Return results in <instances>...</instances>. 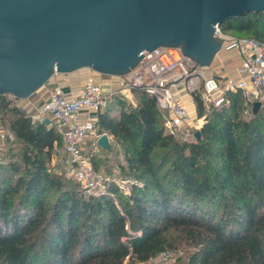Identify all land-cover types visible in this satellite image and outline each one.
<instances>
[{
	"label": "trees",
	"instance_id": "trees-1",
	"mask_svg": "<svg viewBox=\"0 0 264 264\" xmlns=\"http://www.w3.org/2000/svg\"><path fill=\"white\" fill-rule=\"evenodd\" d=\"M220 27L264 43V11ZM135 91V108L119 99V113H99L100 130L121 146V167L134 178L127 196L107 184L115 198L87 196L76 181L66 185L47 166L62 140L56 127L0 94V114H12L11 129L25 144L24 171L14 165L15 176L0 182V264L146 262L170 248L173 228L199 246L187 264H264L263 103L242 118L244 94L230 91L227 104L204 118L201 138L182 142L167 132L156 98ZM197 107L204 115L198 97ZM90 158L99 171L102 157L91 152ZM53 191L58 194L50 205L46 195Z\"/></svg>",
	"mask_w": 264,
	"mask_h": 264
},
{
	"label": "water",
	"instance_id": "water-1",
	"mask_svg": "<svg viewBox=\"0 0 264 264\" xmlns=\"http://www.w3.org/2000/svg\"><path fill=\"white\" fill-rule=\"evenodd\" d=\"M253 11L264 0H0V94L27 99L82 68L123 75L161 46L208 68L222 47L216 25ZM97 143L111 150L107 133Z\"/></svg>",
	"mask_w": 264,
	"mask_h": 264
},
{
	"label": "built area",
	"instance_id": "built-area-1",
	"mask_svg": "<svg viewBox=\"0 0 264 264\" xmlns=\"http://www.w3.org/2000/svg\"><path fill=\"white\" fill-rule=\"evenodd\" d=\"M215 35L222 42L216 57L231 50H236L241 57L236 74L228 76L224 83L217 76H207V68L185 54L182 46H161L119 75L120 86L112 94L104 93L93 79L84 83L78 95L68 96L59 86L51 91L39 114L43 119L48 117L60 133L62 140L54 149V157L61 158L63 172L79 184L85 195L103 194L111 181L94 168L86 150L89 140L92 148L99 147L98 139L106 133L100 130L99 113L111 108L113 95L127 99L133 91L143 90L154 96L167 132L182 142L196 139L191 105L197 97L205 104L214 101L215 93L223 89L241 91L251 115L254 102H264V43L255 37L228 35L220 25H216ZM6 137L0 130V149ZM133 183L131 177L116 179L118 188L129 194ZM178 257L180 254L175 249L166 248L143 264H171Z\"/></svg>",
	"mask_w": 264,
	"mask_h": 264
},
{
	"label": "rangeland",
	"instance_id": "rangeland-1",
	"mask_svg": "<svg viewBox=\"0 0 264 264\" xmlns=\"http://www.w3.org/2000/svg\"><path fill=\"white\" fill-rule=\"evenodd\" d=\"M242 34L251 35L250 33H242ZM217 61L219 60L217 59ZM217 61L215 60L212 63V65L206 69L207 76H217L218 75L220 71L219 69H217L218 65H216V63H219ZM83 71H93L95 75L96 73L99 74V72H95L94 70L90 68H86ZM222 88H224V86ZM40 90L41 88L27 99H15L12 96H8V97L13 99V105H18L19 107H21L26 113L32 115V117L36 121H43L42 120L43 117L39 114V110L44 104V102L41 104L39 102H36L35 100ZM228 92L230 91L225 90V89L218 91L217 93H215L214 101L205 102L204 104L205 114L202 116L199 114V110L197 107V99L196 101L195 100L192 101V104H193L192 113L195 118L194 124L197 130H199L200 127H202L204 123V118H206L208 114L210 115L213 111L222 109L227 104ZM123 101L125 102L127 106L135 108L137 104H139V101H140L139 91H133L130 94V98H127L126 100H123ZM28 102L31 104L30 106L26 108L25 107L26 105H24V103H28ZM21 103L23 104L21 105ZM262 103L264 106V102ZM33 107L34 109H29ZM112 113L113 114L119 113V109L112 108ZM240 116L242 118H248L251 116V114L248 113V108L245 105H244V108L241 109L240 111ZM12 118L13 116L11 113H8L6 115L0 114V130H2V132L7 134V137L4 141V147L0 149V182H2L4 175L10 174L11 176H15V174H13L11 171L12 166L16 165L17 167L20 168L21 171H24V168H25V164L23 161V153L25 152V144L22 140L16 137L15 132L11 129ZM113 141L114 142H113V146L111 147V150L101 149V151L96 152L99 154L100 157H102L100 165H99V168H100L99 172L101 173L102 176L111 179V181H109L110 183L112 182L116 184V179H125V178H130V177L132 180H134L132 176L127 175L128 174V172H126L127 169H122L121 165L122 164L125 165L123 151H122L121 146L118 143H116L114 139ZM90 147H91V144L89 143L87 145V150H86V153L88 156L91 154L92 151H94L93 149L89 150ZM159 158L160 157H157L156 159H159ZM58 162L59 161H57V159L53 157L50 161L47 162V166L50 168V170H52L56 174L58 173L57 175L60 174L59 176H62L63 182L66 185L68 186L75 185L74 184L75 180L72 177L67 176L63 172V169L60 167V164ZM166 167L167 165L164 167V169H166ZM109 191L110 190H108L107 188V189H104L102 193H111ZM57 194H58L57 192L53 191L46 195V200L48 201L50 205H53L57 197ZM122 194L124 196L129 195L128 192L126 193L124 191L122 192ZM108 195H111V194H108ZM111 197L115 198V194L112 193ZM169 235H170V239H169L170 245L168 247L175 249L176 253L180 254V257L176 259L177 263L187 264L191 255L197 251L199 246L196 244V242L192 238H189L181 228L171 229L169 231ZM123 264H143V262H139L137 260L126 258Z\"/></svg>",
	"mask_w": 264,
	"mask_h": 264
},
{
	"label": "crops",
	"instance_id": "crops-1",
	"mask_svg": "<svg viewBox=\"0 0 264 264\" xmlns=\"http://www.w3.org/2000/svg\"><path fill=\"white\" fill-rule=\"evenodd\" d=\"M217 59L219 61H217ZM215 60L217 62H219V63H216V65H218L217 69H219V71H220L218 73L217 77H219L221 82L224 83L226 81V79L228 78V76H233L236 74L235 69L239 65V63L241 61V57L236 50H231V51L222 52L220 55H218V57L215 58ZM84 69H86V68H82V69H79V70L71 72V73L53 75L51 77V79L39 91L38 96L35 98L36 102H39L41 104L43 102L45 103V101L49 98L51 91L57 86L61 87L68 96L78 95L81 93L83 86H84V83L89 79H93L97 83H99L102 86L104 93H106V94H112L113 91H115L119 88L120 78L118 76L108 75V74H103V73H99V74L96 73V75H95V73L93 71H83ZM100 74H102V75H100ZM119 99H124V98H120L117 95L116 96L113 95L111 97V109L112 108L113 109H116V108L119 109V105L117 102ZM124 100H126V99H124ZM22 104L23 103H21V105ZM30 104L31 103H29V102L24 103V105H26L25 106L26 108L28 106H30ZM192 106L193 105H191V110L193 108ZM29 109H34V107L29 108ZM29 112H31V111H29ZM109 139H110V143H111V147H112L113 142H114L113 137L109 135ZM89 143L91 144V140H89L88 144ZM92 149L94 150L92 152H98V151H101V149H103V148L100 146L97 148H92V144H91V147L89 150H92ZM56 159H57V161H59L58 163L60 164V167L63 168V163L61 161V158L57 157Z\"/></svg>",
	"mask_w": 264,
	"mask_h": 264
}]
</instances>
